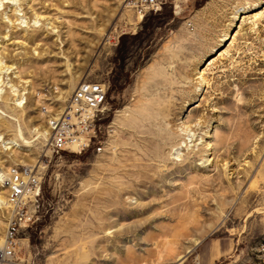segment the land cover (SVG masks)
Returning <instances> with one entry per match:
<instances>
[{
  "label": "rangeland",
  "instance_id": "obj_1",
  "mask_svg": "<svg viewBox=\"0 0 264 264\" xmlns=\"http://www.w3.org/2000/svg\"><path fill=\"white\" fill-rule=\"evenodd\" d=\"M85 81L110 86L103 150L55 152L49 119ZM18 165L43 185L29 264H228L264 238V0L142 21L125 0H0V173Z\"/></svg>",
  "mask_w": 264,
  "mask_h": 264
},
{
  "label": "built area",
  "instance_id": "obj_2",
  "mask_svg": "<svg viewBox=\"0 0 264 264\" xmlns=\"http://www.w3.org/2000/svg\"><path fill=\"white\" fill-rule=\"evenodd\" d=\"M126 8L139 18L157 15L165 8L179 11L189 0H125ZM187 26L193 27L190 21ZM110 86L102 81H85L75 89L64 110L50 117L48 132L50 148L55 152L81 154L91 149L100 152L97 124L104 118ZM2 188L8 196L10 215L0 247V264H29L21 257L18 239L23 229L39 217L42 180L32 168L13 166L0 173ZM228 264H264V238L230 256Z\"/></svg>",
  "mask_w": 264,
  "mask_h": 264
},
{
  "label": "bare ground",
  "instance_id": "obj_3",
  "mask_svg": "<svg viewBox=\"0 0 264 264\" xmlns=\"http://www.w3.org/2000/svg\"><path fill=\"white\" fill-rule=\"evenodd\" d=\"M7 3V2H6ZM11 3H7V5H10ZM7 8H9V7H7ZM6 10V9H5ZM240 12V11H239ZM140 21H142V18H140ZM52 29H55L54 27L53 28H51V30ZM231 35H227L226 37H225V39H224V42L225 41H229L230 39H231ZM201 80H203V79H201ZM204 82V81H203ZM47 134H49V132L48 131H46V135ZM2 138V137H1ZM166 138V137H165ZM25 141V140H24ZM185 142V141H184ZM9 143H10V141H9ZM11 143H13V142H11ZM27 143V142H26ZM18 144H15V142H14V144H13V146H17ZM184 147H187V146H184ZM178 149H179V147H178ZM181 149V148H180ZM182 156H180V158H181ZM178 158H179V156H178ZM182 159V158H181ZM183 160V159H182ZM179 161V160H178ZM181 161V160H180ZM185 161V160H184ZM178 164V163H177ZM150 180V179H149ZM0 183H1V181H0ZM6 192V191H5ZM6 207L7 209L9 208V203H8V196H7V194H6V200L4 199V197H0V207ZM3 240H4V238L2 239V241H1V244L3 243ZM0 244V245H1ZM1 247V246H0ZM18 248H19V245H18ZM182 258H180V260H181Z\"/></svg>",
  "mask_w": 264,
  "mask_h": 264
}]
</instances>
